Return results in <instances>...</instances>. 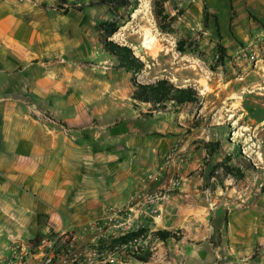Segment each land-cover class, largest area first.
Returning a JSON list of instances; mask_svg holds the SVG:
<instances>
[{
	"label": "crops",
	"instance_id": "obj_1",
	"mask_svg": "<svg viewBox=\"0 0 264 264\" xmlns=\"http://www.w3.org/2000/svg\"><path fill=\"white\" fill-rule=\"evenodd\" d=\"M45 1L0 0V260L15 242L48 232L74 231L78 246L90 244L89 222L167 184L171 167L158 183L147 177L182 138L189 161L181 185L156 217L143 219L153 234L140 242L156 252L143 261L122 253L113 264H264L263 210L253 222L247 212L221 211L200 183L204 152L192 134L164 132L159 122L138 129L102 96V83L89 87L85 69L63 64L86 42ZM223 229L225 240L214 245ZM176 230L182 237L154 235Z\"/></svg>",
	"mask_w": 264,
	"mask_h": 264
},
{
	"label": "rangeland",
	"instance_id": "obj_2",
	"mask_svg": "<svg viewBox=\"0 0 264 264\" xmlns=\"http://www.w3.org/2000/svg\"><path fill=\"white\" fill-rule=\"evenodd\" d=\"M45 2L66 16L72 37L86 42L63 64L85 69L89 87L102 83V96L138 129L159 122L164 132L192 134L204 152L200 183L221 211L247 212L248 222L257 207L264 213V0H130L125 8L107 0ZM146 36L153 40L145 48ZM111 45L128 48L131 57ZM162 81L167 94L149 91ZM171 87L190 89L194 101L180 103ZM215 233L218 245L228 232ZM155 252L136 247L126 254L143 261Z\"/></svg>",
	"mask_w": 264,
	"mask_h": 264
},
{
	"label": "built area",
	"instance_id": "obj_3",
	"mask_svg": "<svg viewBox=\"0 0 264 264\" xmlns=\"http://www.w3.org/2000/svg\"><path fill=\"white\" fill-rule=\"evenodd\" d=\"M184 139L180 138L165 157V164L159 166L149 176L150 183H158L161 175L168 168L173 174L167 184L154 191H137L133 193L127 204L123 205L113 217L89 222L86 229L95 232V239L89 246H78V235L74 231L48 232L43 237L30 241L15 242L9 255L0 260V264H113L118 255L127 253L130 248L142 246V239L152 235L150 226H144L143 219L156 217L170 194L179 189L182 178L181 167L189 161V155L182 149ZM140 233L126 242L117 240L132 232Z\"/></svg>",
	"mask_w": 264,
	"mask_h": 264
},
{
	"label": "trees",
	"instance_id": "obj_4",
	"mask_svg": "<svg viewBox=\"0 0 264 264\" xmlns=\"http://www.w3.org/2000/svg\"><path fill=\"white\" fill-rule=\"evenodd\" d=\"M107 2L111 4V7H112V8H125V7H128V6L130 5V3H131L130 0H107ZM114 31H115V29L109 30V31H108V34L111 35L112 33H114ZM108 47H109V46H108ZM111 47H112V49H113V48H117V49L123 51L127 57H131V52H130V50H129L128 48L117 47V46H112V45H111ZM109 48H110V47H109ZM121 48H122V49H121ZM166 84H167V83H166L165 81H162V82L158 85V87L156 86V87H154V88H150L149 91L153 92L155 95H158V94H160L161 92H163L164 94H167L168 91L166 90V89H167ZM165 86H166V88H165ZM171 88H172V87H171ZM172 90H175L177 93L180 94V97H179V98H180V99H179V102H180V103H182V102H192V101H194V97H193L192 91H191L190 89H174V88H172ZM144 95H146V93H145ZM137 98H138V97H137ZM145 100H146V99H145ZM144 102H148V99H147V101H144ZM237 154H238V157L244 159V157L242 156L240 150L237 151ZM244 160H245V159H244ZM245 161H246V160H245ZM246 162H247V163H246V167H248V169H249V168H250V163H249V161H246ZM142 232H144V231H139V232L130 233V234H128L127 236L118 239L117 241L120 242V243H121V242H126L127 240H129V239H131V238H133V237H135V236H138V235H139L140 233H142ZM154 234L157 235L158 237H160L161 239H165V238H167V237L170 236V233L167 232V231H157V232L154 233Z\"/></svg>",
	"mask_w": 264,
	"mask_h": 264
},
{
	"label": "bare ground",
	"instance_id": "obj_5",
	"mask_svg": "<svg viewBox=\"0 0 264 264\" xmlns=\"http://www.w3.org/2000/svg\"><path fill=\"white\" fill-rule=\"evenodd\" d=\"M153 38L152 37H148L146 36L144 43H143V47H147L151 42H152Z\"/></svg>",
	"mask_w": 264,
	"mask_h": 264
}]
</instances>
